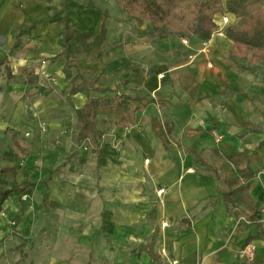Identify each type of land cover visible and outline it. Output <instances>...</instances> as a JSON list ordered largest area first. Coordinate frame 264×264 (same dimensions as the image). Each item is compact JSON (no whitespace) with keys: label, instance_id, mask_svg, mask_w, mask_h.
Masks as SVG:
<instances>
[{"label":"crops","instance_id":"0c3cea01","mask_svg":"<svg viewBox=\"0 0 264 264\" xmlns=\"http://www.w3.org/2000/svg\"><path fill=\"white\" fill-rule=\"evenodd\" d=\"M47 5L0 0V43L9 46L0 53V92L30 89L33 106L51 117L49 135L60 139L67 160L59 168L53 148L48 179L30 180L36 192L44 186L43 202L52 199L65 218L85 226V245L96 253L87 264H264V234L256 223H238L241 213L264 217V64L234 59L227 35L158 39L150 22L118 4L86 9L72 0L70 24L95 35L105 30V39L79 55L68 78L67 58H56L64 47ZM76 75L109 89L92 97L121 90L139 98L133 125L117 128L113 116L99 115V151L78 142L77 111L89 96L70 93ZM212 130L223 136L219 143ZM223 155L249 162L250 199L226 198L239 184ZM7 215L0 213V264H71L69 254L61 261L54 255L11 261L8 250L18 247L6 243ZM251 241L257 255L246 262L237 252Z\"/></svg>","mask_w":264,"mask_h":264},{"label":"trees","instance_id":"16d2710c","mask_svg":"<svg viewBox=\"0 0 264 264\" xmlns=\"http://www.w3.org/2000/svg\"><path fill=\"white\" fill-rule=\"evenodd\" d=\"M47 8L52 13L50 21H55L62 37L64 50L56 56L57 59L67 58L64 72L72 77V67L77 66L78 57L100 45L105 39V30L95 35L93 32L80 31L70 24L67 17L68 5L72 0H61L60 5ZM118 6L129 16L148 21L153 27V35L159 38L181 36L208 41L218 28L217 15L231 16L226 35L233 42L232 57L247 61L249 64H264V0H115ZM93 8V7H91ZM94 9V8H93ZM28 79L36 80L37 76L29 70H24ZM106 94L109 89L102 88L95 80H86L76 75L71 80V94L85 93L89 101L77 111L79 120L78 142L87 143V148L99 151L100 138L103 135L97 128L99 115L113 116L110 120L117 128L133 125L136 122L139 98L123 91H115L112 96L92 97L93 93ZM11 142L14 164L0 165V176L7 175L14 179L10 187H0V213L6 201L15 192L30 197L33 194L35 182L28 178L25 161L31 154L29 143L19 130L11 131ZM221 159L234 164L236 171L234 181L239 184L226 195L229 200L239 201L250 199L249 186L255 176L249 162H244L238 156L223 155ZM204 163V161H203ZM25 179L21 185L15 183L18 174ZM26 203L22 201L21 209ZM56 206H58L56 204ZM259 213L250 216L264 234V222L259 221ZM20 221V219H17Z\"/></svg>","mask_w":264,"mask_h":264},{"label":"rangeland","instance_id":"374dc122","mask_svg":"<svg viewBox=\"0 0 264 264\" xmlns=\"http://www.w3.org/2000/svg\"><path fill=\"white\" fill-rule=\"evenodd\" d=\"M77 1L83 3V7L86 9L95 8L96 5L105 9L114 7L117 4L115 0ZM51 3L58 6L61 0H52ZM224 18H227L228 21L226 22ZM215 19L218 28L213 36L226 35L228 23L233 18L227 15H217ZM172 37L179 38L180 36ZM156 38L159 39L157 36ZM169 42L165 43L164 48H170ZM182 43L186 44L187 41L183 40ZM8 49V43H0V53H4ZM205 50L207 51V49ZM22 90L17 88L15 91L6 89V91L0 92V165L17 162L14 157L10 130L18 129L23 133L31 148V156L25 161L29 170V179L42 184L49 177L46 174L47 165L49 164L46 157L52 154L50 150L55 149L53 154L57 157L54 159L55 162H58L59 168L65 165L67 157L61 155L63 149L61 148L60 139L49 135V132H51L49 119L51 117L40 114V109L33 106L32 96L36 95V92L31 93L30 89L27 91ZM28 113H33V115ZM24 179L25 176L19 173L15 183L21 185ZM13 180L7 175L0 176V187H10ZM42 190H44V186L39 187L37 192L34 190L32 197H26L20 195L19 192H15L7 200L2 211L4 214L8 213L7 220L9 217L11 218L10 226H8L10 236L6 238V243L10 248L13 245L18 247L15 254L8 250L10 260L45 262L54 255L55 260L61 261L69 254L71 264L94 262L96 253L93 245L91 247L85 245V236H83L85 226L78 220L65 218L63 207H56L57 209H55L52 206L53 202L50 203V201H53L52 199H46L47 201L43 202L40 194H38V191L41 192ZM22 201L26 203L23 209L20 205ZM10 213L12 216H10ZM17 219H20V221Z\"/></svg>","mask_w":264,"mask_h":264},{"label":"built area","instance_id":"2783aa9c","mask_svg":"<svg viewBox=\"0 0 264 264\" xmlns=\"http://www.w3.org/2000/svg\"><path fill=\"white\" fill-rule=\"evenodd\" d=\"M224 20L227 22L228 19L224 18ZM212 136L214 137L216 142H220L223 138V136L218 133L216 130H212L211 131ZM259 221L264 222V217H261L259 219ZM243 222L246 223L247 225H252L254 223H256V221H254L248 214L246 213H241L238 219V223ZM257 244L253 241L248 242L244 245H242L241 247H239L238 249V256L240 259L246 261V262H253L256 259V255H257Z\"/></svg>","mask_w":264,"mask_h":264}]
</instances>
